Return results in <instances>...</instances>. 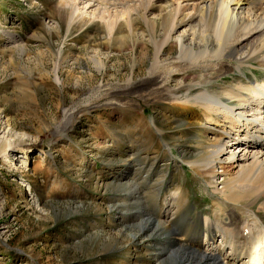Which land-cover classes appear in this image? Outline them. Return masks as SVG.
Masks as SVG:
<instances>
[{"label":"rangeland","instance_id":"rangeland-1","mask_svg":"<svg viewBox=\"0 0 264 264\" xmlns=\"http://www.w3.org/2000/svg\"><path fill=\"white\" fill-rule=\"evenodd\" d=\"M66 10L60 0H0V131L10 119L8 137L24 140L0 157V264H157L150 248L163 232L132 235L147 219L138 214L154 219L151 212H164L158 188L178 189L179 213L169 220L174 231L212 197L177 156L196 152L198 123L189 127L191 137L180 125L196 115L182 104L138 96L129 107L103 106L99 88L126 83L132 67L133 79L143 77L149 58L118 52L104 22L90 14L69 25ZM138 27L145 29L142 22ZM93 55L107 58L105 72ZM69 109L70 125L55 134ZM161 134L175 143V155Z\"/></svg>","mask_w":264,"mask_h":264},{"label":"bare ground","instance_id":"bare-ground-1","mask_svg":"<svg viewBox=\"0 0 264 264\" xmlns=\"http://www.w3.org/2000/svg\"><path fill=\"white\" fill-rule=\"evenodd\" d=\"M70 1L60 0L62 10L68 9L64 13L69 25L76 22V27L84 13L90 14L104 22L106 36L118 43V52L130 50L134 58L137 52L141 60L149 58L143 77L133 79L132 67L126 83L99 85L96 98L104 99L103 106L129 107L134 105L132 96H138L147 102L182 104L196 115V120L180 123L189 136L194 131L189 127L198 123L192 146L196 152L177 156L205 182L212 196L208 207L197 205L174 231L169 220L179 213L180 207L174 209L181 202L178 189L158 186L164 190V212L150 211L154 219L145 211L138 214L147 219L137 225L132 240L163 232L159 244L152 240L150 248L157 264H264V0ZM140 22L146 30L138 27ZM89 59L105 72L107 58ZM255 71L257 77L248 75ZM72 116L70 109L65 111L55 134L64 133ZM6 122L0 131L4 158L6 148L16 150L24 143L21 137H8L12 123ZM149 122L158 127L155 118ZM159 137L175 155V143ZM185 187L184 210L189 193Z\"/></svg>","mask_w":264,"mask_h":264}]
</instances>
